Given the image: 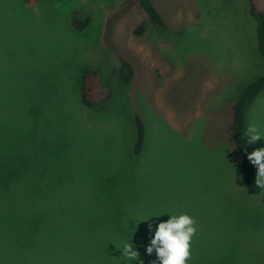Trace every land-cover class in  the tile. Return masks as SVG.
I'll return each mask as SVG.
<instances>
[{"label": "rangeland", "instance_id": "1", "mask_svg": "<svg viewBox=\"0 0 264 264\" xmlns=\"http://www.w3.org/2000/svg\"><path fill=\"white\" fill-rule=\"evenodd\" d=\"M156 3L176 38L135 34L137 0H0V264H151L158 223L183 213L197 225L188 264L264 257V189L244 179L232 110L264 75L257 19L248 0ZM88 68L104 103L81 102ZM250 124L264 136V89Z\"/></svg>", "mask_w": 264, "mask_h": 264}, {"label": "trees", "instance_id": "2", "mask_svg": "<svg viewBox=\"0 0 264 264\" xmlns=\"http://www.w3.org/2000/svg\"><path fill=\"white\" fill-rule=\"evenodd\" d=\"M252 15L257 19V35L258 45L261 54L264 57V0H248ZM137 5L140 7L146 18L140 21L134 33L140 35L146 31L161 32L169 38H176L178 30H172L164 19L163 13L158 7L156 0H137ZM88 22H80L75 18L74 25L81 27ZM154 28V30H153ZM174 33V34H173ZM121 79L125 84H129L133 78V67L130 62L119 55ZM264 89V75L259 76L250 82L239 94L233 104V138L236 144L238 155L240 158V165L243 171V176L248 184H255L257 175V167L254 166L247 158L248 153L252 151L250 143H248L247 126H246V112L249 105L254 98ZM81 102L86 106L98 105L106 102L111 96V90L105 86L100 72L95 68H88L82 78L81 85ZM135 122L137 125V136L134 146V153L139 154L145 143L146 128L141 117L136 115ZM39 246L37 255H50L52 251L49 248H42ZM83 247L76 246L69 248L71 251H63L66 253L74 252L75 254L83 253ZM255 255L257 264H264V257Z\"/></svg>", "mask_w": 264, "mask_h": 264}, {"label": "clouds", "instance_id": "3", "mask_svg": "<svg viewBox=\"0 0 264 264\" xmlns=\"http://www.w3.org/2000/svg\"><path fill=\"white\" fill-rule=\"evenodd\" d=\"M247 133L248 143L255 144L264 138L255 124L248 126ZM247 158L257 167L255 184L264 189V147L251 151ZM151 229L152 225L149 224V230ZM196 232V221L187 213L172 214L168 220L159 222L146 248L147 254L151 255L154 250L156 253V259L151 264H188L192 258V238ZM120 250L128 260H140V254L131 242H126ZM140 264H143L142 260Z\"/></svg>", "mask_w": 264, "mask_h": 264}]
</instances>
